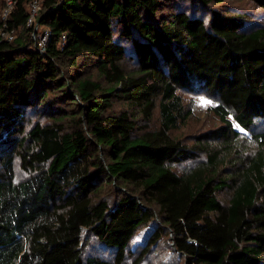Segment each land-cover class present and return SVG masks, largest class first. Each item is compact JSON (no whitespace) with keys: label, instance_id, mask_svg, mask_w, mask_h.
I'll use <instances>...</instances> for the list:
<instances>
[{"label":"trees","instance_id":"trees-1","mask_svg":"<svg viewBox=\"0 0 264 264\" xmlns=\"http://www.w3.org/2000/svg\"><path fill=\"white\" fill-rule=\"evenodd\" d=\"M32 1L0 40V264H141L168 235L184 264H264V0L260 21L227 0H38L42 53ZM179 90L215 98L221 126L173 137Z\"/></svg>","mask_w":264,"mask_h":264},{"label":"rangeland","instance_id":"rangeland-1","mask_svg":"<svg viewBox=\"0 0 264 264\" xmlns=\"http://www.w3.org/2000/svg\"><path fill=\"white\" fill-rule=\"evenodd\" d=\"M3 0H0V10L2 8ZM219 9H229L235 12H245L249 14V17H252L254 21H260L262 16L261 9L251 5L247 0H227L221 5H217ZM166 9V8H165ZM166 12V11H165ZM40 29V27H38ZM42 29V28H41ZM40 29V30H41ZM179 95L182 97L183 104L185 107L191 109V114L187 120L179 125L176 129H173L172 136L178 138L186 143H192L196 141L197 138L202 133L209 132L221 126L220 119L212 110V107L216 105L217 100L204 92H198L195 90L192 91H182L179 90ZM119 105L118 107H120ZM39 120L44 122L42 118H37L36 114L30 115V122ZM264 130V120H261L257 123L254 131ZM240 138L241 144L247 148V150H256V144L252 141L248 134H242ZM192 163L190 161L183 162L180 165H176L174 170L177 172L183 171L190 167ZM24 177V174L17 168L16 178L21 179ZM229 191L223 190L219 193L218 198L226 202L228 199ZM154 223L148 227L140 228L136 233L132 241V249H137V246H141L145 243V240L152 230ZM170 236H163L157 245L152 246L148 253L145 255L144 259L141 261V264H184V259L175 251L172 250L170 245ZM92 251L98 253L99 248L91 242L89 248L86 251ZM104 255V254H102Z\"/></svg>","mask_w":264,"mask_h":264},{"label":"built area","instance_id":"built-area-1","mask_svg":"<svg viewBox=\"0 0 264 264\" xmlns=\"http://www.w3.org/2000/svg\"><path fill=\"white\" fill-rule=\"evenodd\" d=\"M14 0H5V8L2 10L1 19L2 24L0 25V40L6 42H12L15 39V30L11 29L6 24V18L12 9ZM40 4L38 0H33L29 5V15L26 20V27H32L33 31L31 33L33 40V47L40 53L45 51L47 46L48 38L50 32L47 29H38L37 24L35 23V18L39 12ZM65 42V35L63 34L60 39V46Z\"/></svg>","mask_w":264,"mask_h":264}]
</instances>
